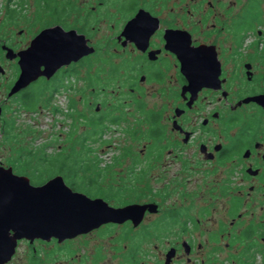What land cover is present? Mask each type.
I'll return each instance as SVG.
<instances>
[{"label": "flooded vegetation", "instance_id": "obj_1", "mask_svg": "<svg viewBox=\"0 0 264 264\" xmlns=\"http://www.w3.org/2000/svg\"><path fill=\"white\" fill-rule=\"evenodd\" d=\"M125 1L84 0L74 5L71 0L60 4L57 0H34L31 6L35 7L36 18L42 17V9L47 8L43 6L53 2L49 16L54 21L39 25L33 20L15 32L17 37L13 24H6L20 14L21 6L12 5V0H0V88L5 94L0 99V119L14 97L21 98L38 83L37 100L44 95L47 101L57 92L63 94L70 125L75 128L79 120L85 121L89 141L90 135L115 130L132 138L135 131L138 134L139 125L147 126L149 144L141 152L145 158L140 161L138 154L132 156L127 174L146 184L150 192L120 195L113 187L104 188L101 178H96L98 184L92 187L96 193L91 195L65 183L72 191L101 198L113 208L154 206L151 211L145 209L138 223L132 219L109 221L63 239L22 238L4 264L12 262L20 243L31 247L27 264H254L258 260L264 264L262 26L255 30L254 42L239 47L252 36L254 24L262 20L264 0H234L226 6L219 2L217 5L224 7L220 15L212 2L207 1L206 9L205 0H192L180 5L186 14L182 11L177 20L170 19L176 3L133 0L131 11L124 14L120 8ZM238 4L239 11L233 14ZM75 6L86 16L79 32L77 24L82 22L76 17L74 22L62 23ZM251 6L255 8L250 10ZM192 8L202 10V16L193 18ZM108 9H115L122 20L117 26L112 24V30L104 31L99 21L113 15ZM140 11L139 18L129 23ZM56 25L83 35L93 50L9 95L20 73L18 53L27 49L39 32ZM100 41L105 47H100ZM83 67L88 71L80 75ZM40 69L44 70V65ZM107 90L116 97H106ZM78 93L88 114L76 106ZM149 93L162 102L149 104ZM251 97L255 98L244 101ZM49 108L60 112L58 106ZM48 113L49 109L45 115ZM131 118L140 119L130 127ZM118 156L126 159L131 151L127 149ZM118 159L91 164L100 163L110 172L120 164ZM3 166L16 173L12 164ZM117 197L122 202H110ZM93 234L96 242L105 237L111 245V260L105 261L101 243L93 248L88 242ZM37 243L52 246L38 249Z\"/></svg>", "mask_w": 264, "mask_h": 264}, {"label": "rangeland", "instance_id": "obj_2", "mask_svg": "<svg viewBox=\"0 0 264 264\" xmlns=\"http://www.w3.org/2000/svg\"><path fill=\"white\" fill-rule=\"evenodd\" d=\"M19 1L21 3L23 1V3L19 4ZM33 1L34 0H12V5L16 3L17 5L21 6L19 7V10H21L20 14L14 17L13 22L11 21V23L6 24L7 26L13 24V27H14L13 34H15L14 36H17L15 32L20 30V28L24 27L25 25H28L33 20L34 21L37 20L36 24H39V25L46 23L49 20H50L49 22L54 21V17L52 15L49 16V14H51L50 10L53 9V5H54L53 2L49 3L47 6H43V8L44 7H47V8L42 9V12H43L42 17L36 18V16H34L36 12L35 7L34 5L31 6ZM64 1L66 0H57L58 4ZM71 1H73L74 5H77L84 0H71ZM97 1L98 0H94V2H97ZM108 1L119 2L123 0H108ZM191 1L192 0H167L166 2L167 5H170L171 3H176V5L174 6H177L174 9H171L170 19H174L178 17L179 15H181L182 11H183V14H186V9L185 8L181 9L180 5L183 7L186 2L191 3ZM207 1L212 2L213 5L216 6L214 9L218 11L220 15L221 12H223L222 9H224V7H222V5H217V3L220 2V3L225 4L226 6V5H231L232 4L231 2L234 0H205L204 1L205 3L203 4V6L206 9L208 8ZM238 1H241V3L245 1H253V3L260 2V0H238ZM24 3H26L27 5L24 6L23 5ZM133 6H134L133 0H126L120 9L124 14H126L129 11H131ZM240 6L241 4L237 5L236 9L233 10V14L239 11ZM24 8H26L27 10L26 12H24ZM73 10L74 12L70 13V16L67 17L65 21H62V23L64 24L67 21L74 22L75 17H76L82 22V23L77 24L78 28H76V30H78L79 32L80 30H82L81 28L83 27V23H86L85 11H79L80 9L79 8L76 9V6ZM195 10L196 9H193V8L191 9V11L193 12V18L198 19L199 17L202 16V10H197V11ZM108 11H109V14L113 13V15L110 16L109 19H106V20L101 19L99 21V23H102L101 28L104 31L112 30L113 28L111 29V25L115 24V26H117L118 23H120L122 20L121 18H119L118 12L115 9H108ZM260 11L264 13V4L261 5ZM166 12H169V11H166ZM231 14H229L228 16H231ZM211 15H212V12H211ZM261 17H262V20L260 21V23L254 24L253 31H251V33H253L251 34L252 36L248 37L247 40L243 44H241L239 47L246 48L249 46L250 43L256 40L254 38V37H257L255 30L259 26H262L263 31H264V14H261ZM2 18L3 16H0V20ZM97 18L100 19L101 17L98 16ZM177 19L178 18H176L175 20ZM189 20H192L191 16L189 17ZM24 28H26V26ZM99 43H100L99 44L100 47H105L104 46L105 43L103 41H100ZM262 47H264V44ZM85 70L87 69L83 67L80 70V75L81 73L84 74ZM79 76L77 77V79H79ZM76 83L78 84V86H80L81 84L80 81H77V80H76ZM30 89L32 91H35V90L37 91L39 89V84L38 83L33 84L30 87ZM79 89L77 92L80 93ZM86 91H90V89L86 88ZM107 91L109 93L106 95V97H109V98L116 97L115 93H112V92L110 93V90H107ZM2 92H4V90H1L0 88V99H4L5 97V94ZM79 93L76 96V100H77L76 106L78 110H82L88 114L89 109L87 108L85 104H83L82 101H80ZM44 96L37 100L33 108L28 109L22 106L20 104V101H19L20 98L18 96L14 97L13 100L7 106L6 111L3 113V116H2L3 118L0 119V162L3 165L8 166L12 164L15 169L21 170L20 163L18 161L20 160L21 157H25V155L28 153V150H33L34 154L32 155V157L30 155L27 156V160L29 159V157H31L30 158L31 161H28L29 164L27 165L25 169H22V170L25 173H29L30 175H32V177L35 180L36 178H38L40 172L42 173L43 170H45V167H42V165H46L42 163L39 158H37L38 155L44 152V150L48 155H52L54 152H56V150H59V148L60 149L65 148L67 146H70V150H71L72 148L71 145H73L75 146L74 148L77 151L82 150L80 155L81 154L87 155L86 157H84V161L89 164H91V162H96L98 160L108 161L110 159L114 160V159L119 158L118 160L120 164L116 166L114 170L110 172L107 171L108 173L106 172V169L104 170L103 167H101L100 163L91 164V168L88 173L91 176H95L96 174L100 173L101 175L99 176V178H101L100 181L103 183L102 186L104 188L107 189V186L113 187L114 188L113 190L117 194L119 193L120 195L125 194V193H131V192L133 193L150 192V188H148L146 184L136 182L135 180H133L130 174H127L129 170L128 163H129L130 158H132V156H135L136 154H138V157H139L138 159L140 161H143L145 158L143 157L144 155H142L141 152L146 151L144 145L149 144V136L146 134L147 126L143 124L139 125L138 134H137V131H135V133L133 134L135 136L132 138L131 136H127L126 133L122 134L121 130H117V131L115 130L109 133L106 132L100 135H90L91 141H89L90 137L89 135H87L88 138L86 139L85 144L86 146L88 145L87 147L90 148V151H88L87 148H80L82 146V145L80 146V142H82L81 141L82 136L90 133L88 130L87 123L85 121L79 120L78 123L75 124V128H72V126L70 125L72 122V119L66 114V108H67L66 100L67 99L63 96V94L57 92L55 95H53L52 98H50L49 102L46 101ZM147 97H148V100L150 101L149 104L151 105L155 104L153 102H157V104H160L162 102L160 97L154 94L149 93ZM52 106H58V108L60 109V112L54 113L53 111H51L49 107H52ZM128 107L131 108L132 106L131 107L128 106ZM42 109H44L43 114L40 113V110ZM48 109H49V113L45 115L48 112ZM138 119L131 118L130 127H132V125L136 123ZM127 125L128 123L124 124V126H127ZM7 133H9L12 136L11 139L6 137ZM138 135L139 137H136ZM106 141H109L111 143V146L110 145L106 146L107 145ZM43 147L45 148L44 150H43ZM127 149L131 151V156L127 157L126 159L123 157L120 158V156L118 155L124 153ZM165 160H167V157L164 158V161ZM160 169L161 167H159L157 171ZM79 176H81L80 172H79ZM64 180L65 182H68L66 178H64ZM139 187L145 190L139 189ZM89 193L91 195H94V193L96 192L90 191ZM120 199L121 200H119L117 197L115 198V200L110 201V202H114V203L122 202V198ZM166 204L167 203H165V205ZM219 215H220L219 213H215V216L218 217ZM88 237H87L88 242L92 245L93 248L96 247V244L101 243L103 245L102 247L104 248V252H105V255H104L105 261L111 260L109 258L111 256V252L109 251L111 250V248H109L111 245L108 244L104 240L105 237H102L98 242H96L95 234L88 236ZM35 246L36 248L39 249V248H42L43 245L41 246L39 243H37L35 244ZM45 246L49 250L52 245L47 244ZM45 246L43 247L45 248ZM31 251L32 250L29 245L25 243H20L17 248V253L14 256V259L9 264H27L28 258H29L28 256L29 255L31 256ZM222 264H232V263L223 261ZM254 264H263V262L258 260Z\"/></svg>", "mask_w": 264, "mask_h": 264}, {"label": "water", "instance_id": "obj_3", "mask_svg": "<svg viewBox=\"0 0 264 264\" xmlns=\"http://www.w3.org/2000/svg\"><path fill=\"white\" fill-rule=\"evenodd\" d=\"M140 13L142 11L129 23L139 18ZM92 50L83 35L74 30L66 31L59 25L42 30L27 49L18 53L20 73L9 95L40 75L49 77L61 65L77 60ZM41 65H44V70L40 69ZM145 209L151 211L154 206L130 204L113 208L101 198L92 199L72 191L61 175L35 185L27 176L16 174L11 167L0 164V264L10 260L17 241L22 238L63 239L109 221L132 219L138 223Z\"/></svg>", "mask_w": 264, "mask_h": 264}, {"label": "trees", "instance_id": "obj_4", "mask_svg": "<svg viewBox=\"0 0 264 264\" xmlns=\"http://www.w3.org/2000/svg\"><path fill=\"white\" fill-rule=\"evenodd\" d=\"M255 7L251 6L250 10H253ZM249 15V14H246ZM252 15V14H251ZM38 91V90H37ZM37 91H32L30 88L25 91V95L21 96V105L26 108H33L37 101ZM50 98L47 99V102H49ZM6 137L9 139L12 138V136L7 133ZM88 138L87 134L83 135L80 142V148H87L88 151H90V148L86 146L85 141ZM70 150V146H67L65 148H59V150H56L52 155H48L45 152V148L43 147L44 152H42L40 155H38L37 158L40 159V161L46 165H42V167H45V170L39 174L38 178L34 180L32 175L29 173H25L22 169H25L27 165L29 164L28 161H31L30 158L34 154L33 150H28V153L25 155V157H21L18 161L20 163L21 170L15 169L14 171L18 174L25 175L30 179V182L35 185H39L47 181L48 179L52 178L55 175H61L63 178H66L68 180L67 184H69L73 188H77L80 190H83L84 192L89 193L92 191V187L97 186L98 182L96 178H99L101 175L100 173L96 174L95 176H91L88 172L91 168V164L84 161V157L87 155H80L82 150L77 151L73 146ZM69 147V148H68ZM64 153V154H63ZM29 159L27 160V156ZM91 161V160H90ZM79 172L81 176H79ZM53 175V176H52ZM72 176V177H71ZM79 178H87V180L79 181L77 180ZM93 178V179H92ZM34 180V181H33ZM94 190V189H93Z\"/></svg>", "mask_w": 264, "mask_h": 264}]
</instances>
